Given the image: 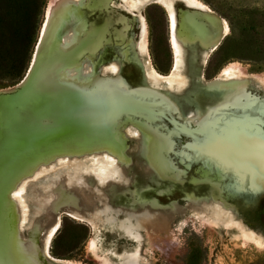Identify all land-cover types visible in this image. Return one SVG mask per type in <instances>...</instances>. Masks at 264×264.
Here are the masks:
<instances>
[{
    "label": "rangeland",
    "instance_id": "rangeland-1",
    "mask_svg": "<svg viewBox=\"0 0 264 264\" xmlns=\"http://www.w3.org/2000/svg\"><path fill=\"white\" fill-rule=\"evenodd\" d=\"M61 1L64 12L74 1L78 2L86 24L82 36L91 31V28L104 27V37L110 40L96 52L93 59L84 57L83 66L80 68L70 63L57 72L56 78L65 84L64 87L68 92L83 95L99 91L93 84L84 86L80 78L83 76V67L94 68L98 78L116 81L117 77H120V81L126 84L124 86L128 89L143 86L151 88L145 79L143 69L141 77L140 69L137 67L139 66L137 60H148L159 74L162 73L161 75L169 73L170 76V73L175 71L174 76L172 74L173 77L168 80L162 81L155 77L158 80L157 94L167 95L165 97L170 98V101L173 100L175 108L161 103L165 102V98L163 101L158 100L160 103H155L156 105L149 100L141 99L138 111H145L148 115L154 113L167 115L164 113L166 111L185 124L178 126L182 131L180 136L171 135L172 125L164 119L159 121L164 129L155 130L169 136L173 142V150L168 148L166 142H163L161 148L165 172L169 175L166 179L155 173L141 151V144L147 135L145 130L134 121L137 112L128 113L130 122L125 117L120 120V113L115 114L107 121L103 138L81 141L86 145L74 143L70 149L72 153L61 152L53 157H47L34 164L14 183L11 182L14 174L40 155L27 158L30 162H24L22 166L21 161L1 162L0 260L8 259L9 254L12 256L18 247L24 248L26 244L30 247L39 245L41 239H44L56 222H59V231L51 241L49 252L52 258L69 261L72 264H137V262L198 264V259L194 263L191 261L195 250L205 253L202 264H264V197L250 190L247 180L244 189L237 194V197H232L229 191L227 194L225 184L217 189V195L220 201H224L235 211L246 230L261 239L259 243L251 241L238 227L226 226L209 215L198 213L193 208H188L184 213L167 221L158 220L152 228L142 225L138 232L132 230L135 234L130 228V230L125 229L124 215L117 216L114 224H107L103 214L95 213L100 206L97 188L107 182L109 183L104 189L114 199L122 198L116 203L118 205L120 202L123 203L121 205H127L125 199L131 192L140 199L158 201L162 206L177 204L183 207L190 205L189 196L204 198L214 195L213 182L207 179L210 170L204 165L202 157H196L190 152L192 150L201 154L190 145H201L203 141L192 140L187 136V131L195 128L190 126L196 124L195 121L190 122V120L195 117L196 112L212 113L216 110H212L213 105L216 104L214 106L216 108L230 92L208 87V82L226 79L222 76L226 66L243 65L250 79L246 88L250 100L251 97L264 99V0H199L210 9L203 11L212 17L215 16L222 27L227 25L229 29L205 62L203 60L207 46L215 38L220 37L222 32L217 35L212 34L210 38L200 37L202 50L194 49L195 70H191L189 66L186 50L183 52L185 55H183V63L174 70L175 53L174 48L172 49L170 29V18L175 17L173 4L177 3L175 8L179 9L180 13L192 6L179 0ZM53 4L54 0H0V91L16 86L24 79L31 64L40 58L39 41L46 22L47 9ZM64 15L65 13L61 15L62 18ZM198 27L206 26L200 23ZM180 32L179 38L185 41L183 48L189 47V42L194 37L186 31ZM121 33L124 35L123 38L119 36ZM142 43L146 47L148 57L142 56L140 52ZM64 56H70L74 60V56L69 52ZM84 64L92 66H84ZM198 66L203 68V77L202 73L200 75L197 72ZM179 78H183L186 82L182 83ZM91 87L93 88L90 89ZM202 88L218 96V103L215 102L214 96H210L207 91L201 90ZM152 100L156 101V99ZM24 111L22 112L25 113ZM32 113L38 116L51 115L38 105ZM236 113L241 111L237 109ZM232 118L228 116L225 119ZM59 122L57 121L56 125H59ZM33 127L49 129L52 126ZM196 128H199L198 125ZM85 129L87 127H81V130ZM262 129L264 131V126ZM57 139L55 143L48 145L49 150L62 151L69 147L60 143L64 148L61 147L58 144L60 138ZM39 144L31 145L25 152L26 155L34 151ZM107 146L109 148H106ZM110 147L116 150L117 154ZM228 182H233L230 174L223 183ZM60 205H65L68 213L63 211L58 213ZM9 207L15 219L14 224L10 223ZM84 207L87 213L85 217ZM51 208L56 211H52L49 215L47 211L52 210ZM72 213H79L80 217L75 218ZM32 216L37 219L39 225L36 230L33 229L26 234V231L32 227L30 223L34 222L31 221ZM39 219L44 222L43 225L39 223ZM16 230L19 238L18 240L13 238L12 244L9 238L11 234L13 237L16 236Z\"/></svg>",
    "mask_w": 264,
    "mask_h": 264
},
{
    "label": "bare ground",
    "instance_id": "bare-ground-1",
    "mask_svg": "<svg viewBox=\"0 0 264 264\" xmlns=\"http://www.w3.org/2000/svg\"><path fill=\"white\" fill-rule=\"evenodd\" d=\"M179 1L189 6L200 8L202 10H199V11H202V12H205L203 11V9L210 10L204 4H202L199 0H179ZM176 4L177 3L173 4L174 8ZM114 6H115V3H114ZM192 7H190L189 9H193ZM194 10H198V9H194ZM61 12L62 14L65 13L64 18H62ZM205 13L208 14L207 12ZM46 14H47L46 22L44 24L43 31L41 34L40 44L43 43L47 34L49 33V28L51 26L50 24L52 23L53 18H57L58 19L57 25L56 27H54L53 34L50 35L52 39L51 41L52 53L53 52L59 53L60 50L62 51L64 50L65 51L64 54H68L69 52V54L74 56V60L70 56L61 57V61L64 59L63 62H61V66H67L70 63L72 64L74 63V65H76V68L78 67L80 68V66H83L82 59L84 57L93 59L96 52H98L105 44L110 42V40H108L109 38L106 39L104 37V34H105L104 27L91 28V31H89L87 34L82 36V31L86 27V24H85V21L83 20V12L80 6L78 5V2L74 1L71 4V6L64 12V9L62 10V1L54 0L53 6L48 7ZM180 14L185 15L187 14V11L182 10ZM207 16H208L209 22L219 25V30H217V32L212 31L210 32L208 36L206 37L204 36L203 38H210L212 34L217 35L220 32H222V34L220 37L215 38L207 46L208 48H207L206 56L204 57V60H203L204 62L207 60V57L209 56V54L217 48L218 44L221 41V38L227 34V31L229 29L227 25H224L222 27L219 20L215 16L212 17L210 16V14H208ZM197 25L199 26L200 22H198ZM170 27H171L170 29L172 32V39H171L172 44H173L172 49L174 48V53H175V61H174L175 69L174 70H177L179 66L183 63V59L185 56L183 52L185 50H186L187 58L190 62L189 66L191 70H195L194 69V66H195L194 49L190 48V46L183 48V43L185 41H182L179 38V34L181 33L180 32L181 30L186 31L192 36V33L189 31L190 27L188 26L186 22H179L173 16L170 18ZM119 36L120 38L124 37L122 33L119 34ZM132 49L134 48L132 47ZM140 52L142 56L148 57L146 47L143 43L140 45ZM137 63L139 65L137 67L140 69L141 77L143 75L142 72L144 71L145 79L147 82H149V85L151 86V88L149 87L148 89L152 90V92H155V93H157L156 90H158L156 88L157 83H158V80L155 78L156 76L162 79L163 81V79L168 80L170 79V77L172 78L175 74L174 73L175 71L173 70V68L172 70L174 72L170 73L171 74L170 76L159 74L150 65L148 60L146 61L143 59H139L137 60ZM84 66H92V65L84 64ZM242 66L240 65L238 66L235 64L226 66L222 71L223 75L220 73L223 76V78L224 77L226 78L225 80L216 79L215 81L208 82V87L210 89H215L218 91L219 90H229L230 91L219 102L218 106L215 109H219V108H223L227 106L228 107L240 106L245 103L246 104L252 103L249 97L250 95L246 91V88L248 86L250 79L248 75L245 73V70ZM76 68H75V71H76ZM83 68H84L83 76H81L80 78L82 79L84 86L87 87L88 85L93 84L98 88L99 90L98 92L96 93L88 92L83 95H74L68 92L66 88L64 87L65 84L61 82H59L58 85L53 86V87H49L48 85L46 86V84L44 83L43 77L48 75V71L46 70V68H44L43 71L40 72L38 78L40 80V85L42 87L36 86L35 84L33 86L28 87V89H26L23 95L19 98L20 99L19 102L17 101V104L19 103L22 104L21 109H20L21 110L20 115L21 116L26 115L24 121L22 122V124L19 123V125L16 128H13V129L5 128L4 129V131L6 132V135L3 140V143L0 144V163L4 161L11 162L12 160L13 161L14 160L23 161L24 160L23 158L27 156L26 155L27 153L25 152L28 150V148H30L31 145L35 146L36 144L41 143V141L47 138H50L52 136H56V138L57 137L60 138V141L58 144L61 143L63 146H66V147L70 146L74 142L88 141L92 139L94 140L98 138L101 139L104 137L103 133L106 128L107 121L110 118H112L115 114L121 113V112L136 113L138 109H140L139 101H141V99L128 96L127 93H125L126 91H130V90H126L127 88H125L126 86H124L126 84L120 81L119 79L120 77H117L116 81L111 80V79L109 80L107 78H100V77L98 78L97 77L98 75L95 73L94 68H91V67H83ZM202 70L203 68H200L198 66L197 72L199 74ZM201 76L203 77V74ZM180 80L182 83L186 82V80H184L183 78H181ZM182 85L183 84H181V86ZM92 88L93 87H91L90 89ZM76 89L78 88L76 87ZM79 90H82V89H79ZM85 91H88V90H85ZM131 92L133 93V91ZM165 99L166 100L164 103H166L167 106L170 105L171 108H175V103L173 102L172 99L171 101H170V98L168 97H166ZM145 101H148V100H145ZM6 103L7 105L15 104V102L9 103V101ZM37 105L40 107H43L44 110H46V113H49L52 116H56L58 119L57 121H60L59 125L57 124L56 126H52L49 129H40V128L33 127V126H36L34 122L37 119V117L44 116V115L38 116L32 113L33 110L36 109ZM30 106L33 107L32 111L26 112L25 110L24 112H26V114H24L22 110ZM126 109H130V111H126ZM212 112H215V111H212ZM58 114L59 116H57ZM211 118L212 117L210 116V111L204 114L200 112H196L195 117L192 118L190 122L195 121V123L198 125L199 128H209L211 121H212ZM238 122L240 121H238L235 118L224 119V121L221 122L218 128V132H220V135H221L220 141H218L219 159L223 160L222 158L224 155H229L232 158V160H234L235 163L244 164V165H248V163L264 160V146L257 147L258 145H261V144H254V146L256 147L253 146V148H250L249 145L247 146V141L243 140L242 138H236L237 134H232V131L238 128L236 126ZM83 126L87 127V129H85L84 131L81 130V127ZM155 132L157 133V135L156 134L151 135V133H148L145 130L147 137L145 141L142 142L141 144L142 145L141 151L143 155L147 158L149 166L155 171V173L158 176L166 179V178H169V175H167V172H165V162L163 159V155L161 153V148L163 146V142H166L168 145V148L171 149V146H173V142L170 140L169 136L163 135L157 131ZM229 136L233 138V141L230 143L231 145L230 150L224 151V149H222V146L224 145L223 141L228 140ZM261 138L264 139V137H261ZM207 142L208 141H203L201 145L198 144L197 146H194V145H190V146L191 148L193 147L203 148L204 147L206 148V150H209L212 148V144H208ZM252 143H254V141H252ZM62 145L61 147H63ZM125 147L127 146L125 145ZM93 148L96 149V147H93ZM106 148H109V146H107ZM112 149L113 148H111V150ZM113 151H116V150L113 149ZM64 153L66 154V152ZM115 153L117 154V151ZM116 156H119V155H116ZM233 181L235 182L234 179ZM236 182H238L237 179H236ZM108 183L109 182H107L106 184H103V186L102 185L98 186L97 188V191H99V196H100V206L98 210L95 212L98 215L103 214L105 218V222L107 224H114L117 216L124 215V217L126 218L125 219V223H126L125 229L126 230L131 229V232L135 234L132 230L138 232L139 229H141L142 225L148 228H152L154 227V225L156 224L158 220L167 221L170 218L172 219L174 216L178 214L184 213L188 208H193L198 213L204 214V216L209 215L213 217L216 221L224 223L226 226L238 227L254 243L261 242V239L258 236L246 230V228L242 225L241 221L236 216L235 211L232 210V208L228 204H226L224 201H220L219 195H217V189H219L220 186L216 183H213L214 185L213 187L215 188V190H214V195L212 197L195 198L193 196H189L190 205L186 207H183L177 204H174V205L172 204L169 206H162L158 203V201H155L152 199H145V198L140 199L136 196L134 192H131L130 194L127 195V199H125V203H127V205H121L123 204L121 202H120V205H118L116 203H119V201H121L122 198L114 199V197H112L106 191V189H104V187H106ZM66 208L67 207L65 205L58 206V210H59L58 213L61 211L68 213ZM54 210L55 209L49 210L47 211V213L49 214ZM86 214L87 213L84 207V217L86 216ZM71 215L75 218L80 217L79 213L77 214L72 213ZM33 220L34 222L30 223V225L32 226L37 219L33 217L31 221ZM39 223L41 225L44 224V222L40 219H39ZM59 227H60L59 222H56V224L53 226L52 230L48 233V235L44 239L43 238L41 239L39 245H34L33 247H30L28 244H26V247L24 248L18 247L17 250H15L14 252L15 254L13 253L14 255L12 254L11 256L9 254L8 259L6 258L5 261L0 260V262H2V264H72L69 261L54 259L50 255L49 246L51 244V241L54 235L58 231ZM5 228H7V226H5ZM17 232L18 230L15 231V234H16V236L14 235L15 237H13V234H11V237L9 236L10 238L8 237L9 241H11L12 244H13V238L17 240L19 238ZM36 246H37V249H36ZM137 264L139 263L137 262Z\"/></svg>",
    "mask_w": 264,
    "mask_h": 264
},
{
    "label": "water",
    "instance_id": "water-1",
    "mask_svg": "<svg viewBox=\"0 0 264 264\" xmlns=\"http://www.w3.org/2000/svg\"><path fill=\"white\" fill-rule=\"evenodd\" d=\"M175 13V19L179 22H186L188 26L190 27V32L192 33V36L194 39L189 42V46L192 49H196L201 51V38L206 37L210 34V32L214 31L217 32L219 30V25L214 24L212 22H209L208 20V14L205 12L194 10V9H187V14L181 15L179 12V9L174 8ZM219 18V17H218ZM57 18H53L52 23L50 24L49 33L47 34L45 40L40 46V58L31 64L29 67V70L24 77L23 80H21L16 86L0 91V144L3 143V140L5 138L6 132L4 131L5 128H16L19 123L22 124L24 121L26 115L21 116V103L17 104V101L19 102V98L23 95L24 91L28 89V87L33 86L34 84L36 86L42 87L40 85V80L38 78V75L41 71H43L44 68L48 71V75L44 76V83L46 86L53 87L59 84V79L56 78L57 72H59L61 66V57H64L65 51L60 50L59 53H52L51 48V34L54 32V27L57 25ZM198 22L204 23L207 27H198ZM208 33V34H207ZM201 38H200V37ZM40 43V41H39ZM38 43V45H39ZM37 45V46H38ZM37 48V47H36ZM46 64V66H45ZM203 74V70L200 72V74ZM130 91H126L128 96L142 99V100H149L154 105L155 103H160L159 101H163L164 98H166L164 94H157L155 92H152V90H149L146 88V86L139 87L136 89H126ZM201 90L207 91L210 96H214L215 102L218 103L217 97L212 94L210 91L205 90V88H202ZM133 91V93L131 92ZM137 91V92H135ZM131 92V93H130ZM217 95V94H216ZM152 99H156V101H153ZM252 103L250 104H243L240 106H230L225 107L222 109H216V112L210 113L212 116V121L209 128H196L197 125L193 124L190 126H193L195 128H191L190 131H187V136L190 137L192 140L200 139L202 141H208V144H212V148L209 150H206V148H196L201 152L200 153H194L192 152L196 157H202L204 160V165L210 170V174L207 176V179L210 180L213 183L218 184L220 187L225 184V188L227 189V194L229 192L231 193L232 197H237V194L244 189V184L246 180L248 181V185L250 190L253 192L259 193V196L264 197V160L248 163V165L244 164H238L235 163L234 160L229 155H224L223 160L219 159V149H218V141H220V132H218V128L221 124V122L224 121V119L228 116H232L233 118L237 119V129L232 131V134H237L236 138H242L243 140L247 141V146L249 145L250 148H253L254 144H261L257 147L264 146V139L261 137H264V131L262 127L264 126V99H257L251 97ZM159 100V101H158ZM11 103L15 102V104L7 105L6 102ZM164 103V102H161ZM166 105V103H164ZM213 109L214 110V106ZM33 109L32 106L24 108L22 111L26 110L27 112H31ZM239 109L241 113H236V110ZM126 111H130V109H126ZM162 111H164L162 109ZM175 111V110H174ZM167 115H162L160 113H154L152 115H148L145 111H137V116L135 115V122L138 123L144 130H146L148 133H151V135H157L155 130L164 129L160 124L159 121L161 119H164L168 121L172 125V136H180L182 131L179 130V125L185 124L183 122L178 121L175 119L170 113H167L164 111ZM26 114V112L24 113ZM120 120L122 117H125L128 121L131 120L128 118V112H121L120 113ZM140 114V116H138ZM57 117L52 115H44L37 117L34 124L36 126H56L57 123ZM119 120V123H120ZM141 121V122H139ZM130 122V121H129ZM121 125V123L119 124ZM188 125V126H189ZM120 128V126H119ZM169 130V131H171ZM119 131V130H118ZM120 135V133H119ZM121 136V135H120ZM262 139V140H261ZM58 139L56 136H52L50 138H47L39 144V146L32 152H30L27 156H25L19 164L22 166L24 162L29 163L31 156L40 155L38 158H36L34 161L30 162L24 169H22L20 172L14 174L12 177V181H14L19 178L21 175H23L27 170H29L34 164L45 160L47 157H53L55 155H58L61 152L69 153L70 149L72 148L74 143H79L86 145L83 142H74L72 143L68 148L60 150H49L48 145L51 143H55ZM233 141V138L230 136L228 137V140H224V145L222 146V149L224 151L230 150V143ZM254 141V143H252ZM162 143V142H161ZM171 144V142H170ZM88 146V145H87ZM256 147V146H254ZM173 150V146H171V149ZM188 151V149H187ZM72 153V152H70ZM28 158V159H27ZM231 175L232 179L235 180L232 183H223L224 180L227 178L228 175ZM236 179L238 182H236ZM229 191V192H228ZM10 206V203H9ZM10 208V207H9ZM10 223L14 224L15 219L12 215L11 209H10ZM38 223L35 221L33 226L30 228V230L26 231V234H28V231H31L33 229H36L38 227ZM47 260V259H46Z\"/></svg>",
    "mask_w": 264,
    "mask_h": 264
},
{
    "label": "trees",
    "instance_id": "trees-1",
    "mask_svg": "<svg viewBox=\"0 0 264 264\" xmlns=\"http://www.w3.org/2000/svg\"><path fill=\"white\" fill-rule=\"evenodd\" d=\"M161 73V72H160ZM162 74V73H161ZM169 74V73H168ZM168 74H166V75H168ZM59 231V230H58ZM58 231H57V233H58ZM199 254H200V256H199ZM199 257V258H198ZM197 259H198V264H202V262H204V260H205V253H201V252H199L198 250H195L194 252H193V254H192V256H191V261L194 263L195 261H197Z\"/></svg>",
    "mask_w": 264,
    "mask_h": 264
}]
</instances>
